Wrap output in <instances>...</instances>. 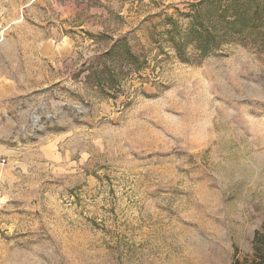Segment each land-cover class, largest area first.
Masks as SVG:
<instances>
[{
  "label": "rangeland",
  "instance_id": "rangeland-1",
  "mask_svg": "<svg viewBox=\"0 0 264 264\" xmlns=\"http://www.w3.org/2000/svg\"><path fill=\"white\" fill-rule=\"evenodd\" d=\"M202 1L0 0V264L264 259V18L185 60Z\"/></svg>",
  "mask_w": 264,
  "mask_h": 264
},
{
  "label": "trees",
  "instance_id": "trees-1",
  "mask_svg": "<svg viewBox=\"0 0 264 264\" xmlns=\"http://www.w3.org/2000/svg\"><path fill=\"white\" fill-rule=\"evenodd\" d=\"M197 7L194 16H190L192 27L174 43L175 50L185 60L189 46L206 57L222 45L219 24H225L226 34L231 38L261 37L257 30L264 18V0H203ZM258 264H264V259Z\"/></svg>",
  "mask_w": 264,
  "mask_h": 264
}]
</instances>
